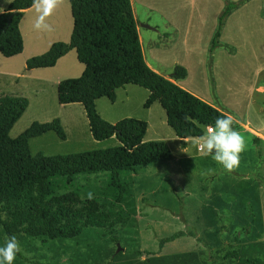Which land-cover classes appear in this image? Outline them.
I'll return each mask as SVG.
<instances>
[{
  "label": "rangeland",
  "instance_id": "obj_1",
  "mask_svg": "<svg viewBox=\"0 0 264 264\" xmlns=\"http://www.w3.org/2000/svg\"><path fill=\"white\" fill-rule=\"evenodd\" d=\"M12 1L0 0V3L8 6ZM131 1L148 60L157 62L159 69L166 73L172 71H167V67L177 60V64H181L180 60L191 65L204 63L209 83L208 87L200 85L209 89L216 102L224 101L229 106L226 110L231 117L264 122V113L255 108L264 98V90L258 89L264 87V0L251 2L237 14V20L244 22L243 30L234 34L229 29L223 38L235 52L221 47L211 71L208 47L205 50L197 37L193 38L197 40L193 53L186 52V37L179 39L170 50L151 45L152 39L165 46L174 34L167 22V12L173 13L181 5L177 6L176 17L187 15L193 7L209 16L212 7L207 6L208 1L200 0L196 5L193 0ZM189 1L193 7H188ZM35 16L33 9L20 23L23 52L13 57L0 52V97L24 96L29 100L10 137H18L35 121L44 123L59 118L66 139H61L55 131L33 137L29 140L33 155H65L118 145L116 138L97 140L92 136L81 103L61 104L58 100V84L67 78H78L84 72L85 66L78 60L74 48L55 66L27 67L29 58L43 54L53 43L70 42L73 29L70 0H56L55 8L44 21L48 29H35ZM210 72L214 80L219 78L215 91ZM148 96L147 89L127 84L117 89L114 102L108 97L99 98L97 109L111 123L126 117L146 121L145 140L166 141L174 158L138 166L134 172H122L129 179L130 187L127 199L121 203L114 200L109 172L76 174L72 184L57 188V198L114 210L115 226L89 227L80 236L54 240L19 234L21 252L12 264H240L233 258L223 259L230 248L242 257L264 259V143L258 148L253 135L242 128L235 129L244 137L245 147L239 154L238 165L226 170L204 149L197 148L200 139L191 141L189 149L183 151L160 102L145 107ZM232 120V127L238 128L237 120ZM18 200L21 201V196ZM178 231L188 234L160 245L161 239ZM112 235H117L119 240L113 241ZM6 237L0 224V243ZM138 250L142 254H137Z\"/></svg>",
  "mask_w": 264,
  "mask_h": 264
},
{
  "label": "trees",
  "instance_id": "obj_2",
  "mask_svg": "<svg viewBox=\"0 0 264 264\" xmlns=\"http://www.w3.org/2000/svg\"><path fill=\"white\" fill-rule=\"evenodd\" d=\"M224 1L208 47L210 71L212 55L219 48L235 52L233 46L223 43L220 38L228 17L250 0ZM70 3L73 17L70 42L53 43L43 54L29 58L27 67L55 66L69 49L74 48L78 60L85 66L84 72L78 78H67L58 84V100L61 104L81 103L92 136L97 140L116 138L119 144L65 155H33L29 144L33 137L55 131L61 139H66L61 120L35 121L18 137L12 138L9 133L29 100L24 96L0 97V224L7 237L15 235L18 238L19 234H25L54 240L80 236L89 227L113 228L116 224L114 210H101L89 203L78 204L72 199L57 198V188L72 184L76 174L106 171L114 200L121 203L127 199L130 187L129 179L123 177L122 172H134L138 166L174 158L166 141L145 140L146 121L126 117L111 123L103 118L97 109L99 98L108 97L114 102L117 89L127 84L147 89L149 96L145 107L160 102L166 111L167 123L179 137L182 147L187 146L186 138L201 137L204 126L214 125L218 116L230 114L223 106L221 109L211 105L173 81L187 77L188 71L183 65L176 64L169 77L149 66L131 0H70ZM31 5L32 0H13L0 13L2 55L13 57L23 52L20 23L24 11ZM210 81L215 91L212 72ZM20 196L21 201L18 200ZM5 212H9V216ZM185 234L188 233L175 232L161 239L160 245ZM111 238L119 240L117 235ZM136 253L142 254L140 250ZM228 258L236 259L240 264H264V259L242 257L232 248L223 256L224 260Z\"/></svg>",
  "mask_w": 264,
  "mask_h": 264
},
{
  "label": "crops",
  "instance_id": "obj_3",
  "mask_svg": "<svg viewBox=\"0 0 264 264\" xmlns=\"http://www.w3.org/2000/svg\"><path fill=\"white\" fill-rule=\"evenodd\" d=\"M200 0H193V4L196 5V2H199ZM203 3H205V1H208L207 6H211L212 7V11L210 13V15H206L204 16L203 11L201 10V13L199 12V10H197V8H194L191 4L192 1H189L188 3V7H193V10H191V8L189 9V13L184 16H182L180 14V16L176 17V14L178 13V7H182L181 5H177L174 9H173V13L172 11L167 12L166 17H167V22L169 20L170 26L169 28H171L174 32V34L171 37V40L164 46V45H160L157 41L152 40L151 39V45L153 44V46H156L158 49H173V47L177 44L178 40L181 38L186 37L187 41H186V52H190L193 53L192 51L194 50L195 44L198 40V43L204 45L203 48L206 50L208 46V43L211 39V37L213 36V33L215 31V28L217 26V18L219 13L221 12V10L223 9L224 6V2L222 0H201ZM256 0H250L248 1L246 4H244L243 6L239 7L238 9H236L227 19L222 35H221V40L223 43L224 42V37L227 34V32L229 31V29H231L230 31H232L234 34L241 32L243 29L242 27H244V25L239 21L240 19L237 20V14L239 12H241L242 10H244V8H246V6H248V4H250L251 2H254ZM142 4V3H140ZM7 7V4L0 3V13L3 12ZM204 7V6H203ZM33 8H27L24 11V15L29 12L32 11ZM170 14V15H169ZM24 17V16H23ZM236 19V20H235ZM139 33V37H140V41L142 44V48H143V52H144V56L145 59L147 61V63L149 64V66L151 68H153L155 71L164 74L166 77L170 76V69L172 70L173 67L177 64V61H174L170 64L169 67H167V71H170L169 73L163 72L162 70L159 69V67L157 66V62H155L156 64L152 63L150 60H148L147 55L145 53V48L141 39V32L140 30H138ZM197 37L196 41H193V38ZM175 48V47H174ZM225 48V47H222ZM237 48V47H236ZM162 51V50H161ZM237 51V49H236ZM208 53V50L206 51ZM220 52V48L213 53V61L214 64L216 62V58L218 56ZM181 65L183 64V66L187 69L188 71V75L186 78L184 79H173V81L175 83H177L178 85H180L181 87H183L184 89L188 90L189 92L193 93L194 95H196L197 97L201 98L202 100L208 102L211 105H214L218 108L222 109H228L227 107H229L227 104L224 103V101L220 102L221 105H219L215 99L213 98L211 92H209V89L206 90L204 88H202V86L200 85L205 84L208 87V77H207V71H206V67L204 65V63L201 64H189L188 62H186L185 60H180ZM215 81H216V85L215 86H219V78L217 76V79L215 77ZM259 90H264V87L260 86L258 88ZM219 88H217V92H218ZM263 92V91H262ZM261 104V105H260ZM264 98L259 100V104L255 105V108H257V110L259 111V113H264ZM225 113L229 114L228 112L224 111ZM232 118L234 120H237L238 122V128H234V129H240L243 130L251 135H253L254 137V141H256L257 143V147L259 148V144L260 143H264V122L262 121H257V122H253L251 120H245V121H240L237 118H235V116H232ZM256 137H258L259 139H256ZM200 137H190V138H186L187 141V146L186 147H182L183 151H187L190 147V142L191 141H195V140H199ZM200 145V144H199ZM198 145V146H199ZM197 146V148H198ZM185 154L188 155L187 152H184ZM190 154V153H189ZM188 157L192 158L191 154L188 155ZM229 259V258H228Z\"/></svg>",
  "mask_w": 264,
  "mask_h": 264
},
{
  "label": "clouds",
  "instance_id": "obj_4",
  "mask_svg": "<svg viewBox=\"0 0 264 264\" xmlns=\"http://www.w3.org/2000/svg\"><path fill=\"white\" fill-rule=\"evenodd\" d=\"M56 6V0H32L31 7L36 16L33 27L35 29H48L44 23ZM232 117L218 116L214 125L204 126L200 137V147L211 155L212 160L224 169L231 170L239 163V154L244 150V137L232 127ZM91 198V193L88 194ZM21 252L20 245L15 235L6 237L0 243V264H12L16 255Z\"/></svg>",
  "mask_w": 264,
  "mask_h": 264
},
{
  "label": "water",
  "instance_id": "obj_5",
  "mask_svg": "<svg viewBox=\"0 0 264 264\" xmlns=\"http://www.w3.org/2000/svg\"><path fill=\"white\" fill-rule=\"evenodd\" d=\"M144 26H146V27H148V28H151V29H154V30L156 29L155 27H153V26H151V25H145V24H144ZM118 250H121L120 246H119Z\"/></svg>",
  "mask_w": 264,
  "mask_h": 264
},
{
  "label": "built area",
  "instance_id": "obj_6",
  "mask_svg": "<svg viewBox=\"0 0 264 264\" xmlns=\"http://www.w3.org/2000/svg\"><path fill=\"white\" fill-rule=\"evenodd\" d=\"M208 126H211V125H208ZM198 149H200V150H201V149H203V148H202V147H200V145H199V146H198Z\"/></svg>",
  "mask_w": 264,
  "mask_h": 264
},
{
  "label": "bare ground",
  "instance_id": "obj_7",
  "mask_svg": "<svg viewBox=\"0 0 264 264\" xmlns=\"http://www.w3.org/2000/svg\"><path fill=\"white\" fill-rule=\"evenodd\" d=\"M141 39H142V42H143V38H142V36H141Z\"/></svg>",
  "mask_w": 264,
  "mask_h": 264
}]
</instances>
